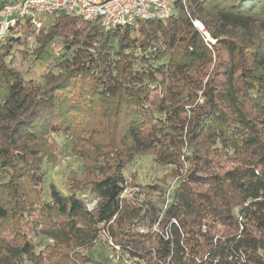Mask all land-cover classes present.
I'll list each match as a JSON object with an SVG mask.
<instances>
[{
	"label": "trees",
	"instance_id": "trees-1",
	"mask_svg": "<svg viewBox=\"0 0 264 264\" xmlns=\"http://www.w3.org/2000/svg\"><path fill=\"white\" fill-rule=\"evenodd\" d=\"M52 16L33 51L62 37V60L37 74L16 65L29 17L0 38V264H108L104 234L135 264H264V0H186L109 30ZM82 114L93 151L71 152L92 167L63 191L47 164ZM142 154L178 178L167 199L125 174Z\"/></svg>",
	"mask_w": 264,
	"mask_h": 264
},
{
	"label": "rangeland",
	"instance_id": "rangeland-1",
	"mask_svg": "<svg viewBox=\"0 0 264 264\" xmlns=\"http://www.w3.org/2000/svg\"><path fill=\"white\" fill-rule=\"evenodd\" d=\"M56 16L47 15L43 13H36L34 18L30 19L28 24H30L29 28L30 30H34V33L32 34V37L28 38L29 44H30V55L27 56H21L18 55L16 57V65L20 68H25L27 65V59H39L41 61L40 65L33 64V68L35 73H39L43 71L45 67H50L54 65L61 57L62 51H64L63 48V38L62 37H56L48 43L45 46H42L41 50H34L33 49L37 46L35 43V37L39 34V29H44L48 27L53 21ZM26 21H20L17 24L21 25L24 24ZM27 25V24H24ZM23 25V26H24ZM32 27V28H31ZM5 36V33L1 32L0 29V38H3ZM40 51V52H39ZM40 53V54H39ZM27 57V58H26ZM41 58V59H40ZM57 60V61H56ZM62 60V59H61ZM59 60V61H61ZM94 111V110H93ZM98 111L103 113L99 108ZM96 113V112H94ZM89 116L83 115L80 117V127H77L74 131L70 133H66L64 136L59 138V143L56 148V153L52 157L51 161H48L47 164V170H48V181L54 182L58 188H60L63 191H66L69 187V183L71 179H74L76 181L81 180V177L83 178V173L85 169H90L92 167L91 161H81L76 157V155L72 152H77L84 147L85 151H88L87 153H92V147L90 146L91 138L88 136V130L89 128L85 123L87 122L86 118ZM94 119V117H91ZM102 122L104 123L106 119L102 115H100L96 122ZM92 124V123H91ZM84 126V127H83ZM92 127H95V124H92ZM91 128V127H90ZM97 128V125H96ZM98 129V128H97ZM74 133H77L79 135V139H75ZM101 133H94L93 139L100 141L104 139V135ZM77 136V135H76ZM62 149L64 152H61ZM60 150V151H59ZM59 151V152H58ZM72 151V152H71ZM86 163V164H85ZM86 165V166H85ZM85 166V169H84ZM125 174L133 173L136 175V181L139 183L145 184L149 182H158L162 185V187L159 190H153L151 195L153 197L160 196L162 199H167L169 190L173 185H175L178 181V178L175 176H168L171 172L170 167H161L157 166L153 163L152 157L150 155H138L135 157V159L129 164V166L125 169ZM130 181V180H129ZM131 182H129L130 184ZM138 188L128 185V188L126 190V193L128 194L131 190H137ZM95 199L92 201V205H94ZM166 203L159 202L160 206H164ZM93 255L96 259H106L108 264H124V260L120 259L118 262L115 261V256L117 255L116 248L111 245L109 242V239H107L106 236H102L100 240L97 242V244L94 247Z\"/></svg>",
	"mask_w": 264,
	"mask_h": 264
},
{
	"label": "built area",
	"instance_id": "built-area-1",
	"mask_svg": "<svg viewBox=\"0 0 264 264\" xmlns=\"http://www.w3.org/2000/svg\"><path fill=\"white\" fill-rule=\"evenodd\" d=\"M186 0H0V29L2 33L14 24L34 18L36 13L58 15L69 13L80 21L94 23L103 30L134 23L140 19H167L177 3ZM196 26L204 30L201 22ZM209 39L210 35L205 31ZM212 40V39H211ZM213 41V40H212ZM104 236L108 237L107 234ZM116 248L115 261L123 259L124 264H135L130 253L122 252L120 247L109 239Z\"/></svg>",
	"mask_w": 264,
	"mask_h": 264
}]
</instances>
